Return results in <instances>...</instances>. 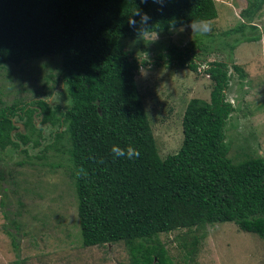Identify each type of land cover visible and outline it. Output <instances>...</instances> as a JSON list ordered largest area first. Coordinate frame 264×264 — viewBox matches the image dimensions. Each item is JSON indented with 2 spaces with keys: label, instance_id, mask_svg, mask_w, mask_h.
<instances>
[{
  "label": "trees",
  "instance_id": "trees-1",
  "mask_svg": "<svg viewBox=\"0 0 264 264\" xmlns=\"http://www.w3.org/2000/svg\"><path fill=\"white\" fill-rule=\"evenodd\" d=\"M263 3L246 0L239 13L241 22L220 34L223 47L231 52L241 43L260 40L259 34H252L256 30L252 23ZM159 8L151 0H0V67L56 58L58 83L69 100L64 109L50 107L45 99L16 100L0 107V159L9 148L24 156L26 160L18 162L22 165L32 159L28 145L41 146L34 156L41 164L66 167L69 172L82 246L123 242L130 264H174L158 238L180 229L190 232L182 249L192 259L204 238L203 233L192 231L216 223H233L264 243V157L240 163L228 157L225 129L234 108L225 95L232 77L227 64L205 65L211 81L209 99L188 101L180 149L163 159L158 154L136 80L148 61L131 45L139 47L146 35H168L173 29L217 17L214 0H166L163 10ZM137 9L151 16L142 35L139 25L134 30L128 24ZM247 27L249 32H244ZM238 33L235 44L226 42ZM193 48L211 52L199 37L191 49L169 45L152 65L176 61L179 67L195 72L201 65ZM231 69L244 86L247 76L242 68L232 65ZM36 112L39 124L51 130V144L46 143L44 128L33 122ZM15 122L22 124L23 132L17 131ZM65 139L69 145L62 148ZM114 144L125 148L131 144L140 156L117 158L111 151ZM48 152L64 156L65 162L50 161ZM4 169L0 170V185H5L2 206L13 184L11 173ZM9 216L12 219L4 218L10 219V226L3 230L16 247L18 215Z\"/></svg>",
  "mask_w": 264,
  "mask_h": 264
},
{
  "label": "rangeland",
  "instance_id": "rangeland-1",
  "mask_svg": "<svg viewBox=\"0 0 264 264\" xmlns=\"http://www.w3.org/2000/svg\"><path fill=\"white\" fill-rule=\"evenodd\" d=\"M214 1L217 10L214 20L173 29L168 35H146L139 40V47L131 45V49L148 61V65L139 70L136 80L162 159L181 147V121L188 101L194 97L209 99L211 81L204 72L209 62L227 64L232 75L225 92L227 101L234 108L225 129L226 141L230 143L228 157L234 163L264 157V3L252 23L256 28L252 34H259L260 40L241 43L230 52L229 48L223 47L225 42L220 34L241 22L239 13L246 7V0ZM244 32H249V28ZM239 35L228 36L226 42L235 44ZM199 37L211 52L203 53L193 48V54L199 56L197 64L201 65L197 71L183 69L175 64L176 61L172 65H164V62L159 66L152 65L157 55L164 53L169 45L181 50L191 49ZM56 62V58H46L1 66L0 107L9 106L16 100L29 103L38 99H45L50 107H67L69 100L65 88L58 83L60 71ZM232 65L240 66L246 74L244 86L232 71ZM51 90L52 95L46 96L45 93ZM37 112L33 122L37 128H44L46 143L51 144L52 140L48 139L51 130L48 125L39 124ZM15 125L18 132H23L21 124ZM61 145L67 148L69 144L65 139ZM28 146L32 157L29 162L18 165L24 156L9 148L7 155L0 159V170L4 167L10 172V181H13L5 193L6 205L0 204V264H130L123 242L82 246L75 190L69 172L66 167L53 169L41 164L34 157L41 146ZM48 154H52V162H65L64 156ZM4 186L0 185V201ZM9 213L18 215L16 247L3 230L10 226ZM6 215L10 219H5ZM188 233L186 229H180L159 235L158 240L164 244L174 264H263V241L255 234L241 231L233 223H216L192 231L204 234L192 259L186 257L182 249V244L190 240L189 236L185 237Z\"/></svg>",
  "mask_w": 264,
  "mask_h": 264
},
{
  "label": "clouds",
  "instance_id": "clouds-1",
  "mask_svg": "<svg viewBox=\"0 0 264 264\" xmlns=\"http://www.w3.org/2000/svg\"><path fill=\"white\" fill-rule=\"evenodd\" d=\"M141 2L148 3L149 0H141ZM151 2L160 5V8L158 10L162 11L166 0H151ZM135 17H139V21H137ZM150 21L151 16L147 12H144L141 9H137L134 14L129 18L128 24L134 30H137L139 25V32L142 35L148 29ZM111 151L117 158L124 157L131 160L140 156L139 150L133 147L131 144H129L126 148L121 147L118 144H114L111 148ZM81 172H83V170H81ZM84 175H87V173L85 172Z\"/></svg>",
  "mask_w": 264,
  "mask_h": 264
},
{
  "label": "flooded vegetation",
  "instance_id": "flooded-vegetation-1",
  "mask_svg": "<svg viewBox=\"0 0 264 264\" xmlns=\"http://www.w3.org/2000/svg\"><path fill=\"white\" fill-rule=\"evenodd\" d=\"M14 124H21V123L15 122Z\"/></svg>",
  "mask_w": 264,
  "mask_h": 264
}]
</instances>
